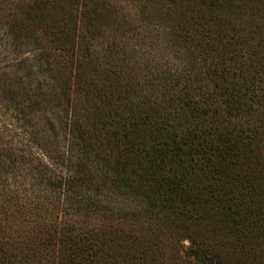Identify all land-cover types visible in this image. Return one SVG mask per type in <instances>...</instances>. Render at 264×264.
<instances>
[{
  "label": "trees",
  "instance_id": "obj_1",
  "mask_svg": "<svg viewBox=\"0 0 264 264\" xmlns=\"http://www.w3.org/2000/svg\"><path fill=\"white\" fill-rule=\"evenodd\" d=\"M115 1L0 0L64 140L0 184V264H264V0Z\"/></svg>",
  "mask_w": 264,
  "mask_h": 264
},
{
  "label": "rangeland",
  "instance_id": "obj_2",
  "mask_svg": "<svg viewBox=\"0 0 264 264\" xmlns=\"http://www.w3.org/2000/svg\"><path fill=\"white\" fill-rule=\"evenodd\" d=\"M115 2L116 11L134 15L135 1ZM40 48L31 42L13 45L11 38L0 46V157L11 158L15 163L0 171V184L6 180L10 185L20 186L22 182L31 181V166L35 161L47 162L39 149L40 144L55 149L60 141H64L59 128L50 121L54 104L44 101L45 96L50 99L56 90L51 88L50 76L45 72L53 70L55 73L57 70L53 53L48 52L50 56L40 59ZM40 85H43L42 89ZM27 97L34 103L28 104Z\"/></svg>",
  "mask_w": 264,
  "mask_h": 264
}]
</instances>
